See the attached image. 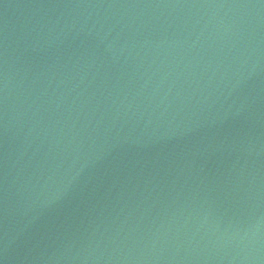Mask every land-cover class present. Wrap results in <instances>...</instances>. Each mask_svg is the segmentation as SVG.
I'll return each mask as SVG.
<instances>
[{"label": "water", "instance_id": "obj_1", "mask_svg": "<svg viewBox=\"0 0 264 264\" xmlns=\"http://www.w3.org/2000/svg\"><path fill=\"white\" fill-rule=\"evenodd\" d=\"M0 264H264V0H0Z\"/></svg>", "mask_w": 264, "mask_h": 264}]
</instances>
